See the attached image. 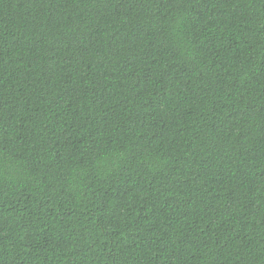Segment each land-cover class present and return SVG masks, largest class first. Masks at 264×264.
Segmentation results:
<instances>
[{
  "label": "trees",
  "instance_id": "1",
  "mask_svg": "<svg viewBox=\"0 0 264 264\" xmlns=\"http://www.w3.org/2000/svg\"><path fill=\"white\" fill-rule=\"evenodd\" d=\"M0 264H264V0H0Z\"/></svg>",
  "mask_w": 264,
  "mask_h": 264
}]
</instances>
